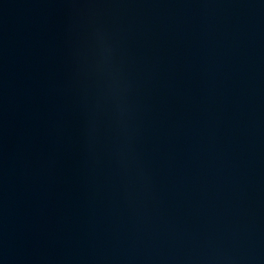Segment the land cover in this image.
<instances>
[{
  "label": "water",
  "instance_id": "water-1",
  "mask_svg": "<svg viewBox=\"0 0 264 264\" xmlns=\"http://www.w3.org/2000/svg\"><path fill=\"white\" fill-rule=\"evenodd\" d=\"M0 264H264V0H0Z\"/></svg>",
  "mask_w": 264,
  "mask_h": 264
}]
</instances>
